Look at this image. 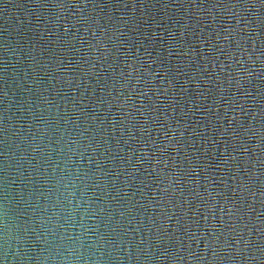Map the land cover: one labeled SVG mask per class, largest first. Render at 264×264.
Returning <instances> with one entry per match:
<instances>
[{"label": "water", "instance_id": "1", "mask_svg": "<svg viewBox=\"0 0 264 264\" xmlns=\"http://www.w3.org/2000/svg\"><path fill=\"white\" fill-rule=\"evenodd\" d=\"M68 191L80 264H264V0H0L3 264Z\"/></svg>", "mask_w": 264, "mask_h": 264}, {"label": "clouds", "instance_id": "2", "mask_svg": "<svg viewBox=\"0 0 264 264\" xmlns=\"http://www.w3.org/2000/svg\"><path fill=\"white\" fill-rule=\"evenodd\" d=\"M75 199V203L73 200ZM65 207L60 209V212L63 213L64 221L63 224H56V217L58 215L57 212L52 213V227L48 229L53 236H55L58 248L62 247L63 252L67 253L64 255L57 251L56 254L45 257L44 259L49 260L50 264H80V244L82 243V232L81 229L87 231L85 228L84 221V213L80 212V220L76 221L75 216L80 209V200L74 197L72 191H68L66 197L64 198ZM59 228V232L56 233L55 229ZM73 227L76 228V231L73 232ZM3 243H4V254L7 256L9 249L12 250V256L9 257V264L13 258H17L19 256V251L15 247L16 243H19L18 240L14 241V238L11 235V231L7 225L4 224V232H3ZM45 241L47 242V237H45ZM0 264H3V261H0ZM86 264V262H85Z\"/></svg>", "mask_w": 264, "mask_h": 264}]
</instances>
